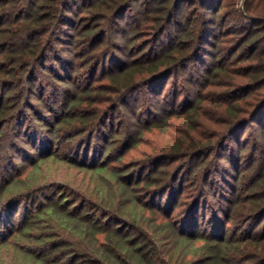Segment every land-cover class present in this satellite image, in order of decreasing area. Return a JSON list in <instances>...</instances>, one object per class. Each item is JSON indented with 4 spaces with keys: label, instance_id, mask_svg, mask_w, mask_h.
I'll return each mask as SVG.
<instances>
[{
    "label": "rangeland",
    "instance_id": "1",
    "mask_svg": "<svg viewBox=\"0 0 264 264\" xmlns=\"http://www.w3.org/2000/svg\"><path fill=\"white\" fill-rule=\"evenodd\" d=\"M74 1L42 60L34 112L19 107L0 125V257L12 259L0 264H20L21 249L39 255L52 247L49 257L69 260L80 247L65 230L51 242L38 241L44 224L35 223L30 239L17 233L53 191L73 209L85 200L101 208L91 192L101 179L89 169L99 161L126 170L123 180L156 209L150 216L225 238L224 264L264 263V204L247 200L264 196V111L228 131L264 99L253 80L264 58V0H180L178 7L167 0L180 16L170 24L155 0H137L112 22L89 17L103 0ZM80 24L98 27L80 34ZM184 26L193 33L182 42ZM52 151L56 159L48 158ZM39 156L47 157L38 178L44 191L5 190ZM93 213L104 224L111 218L102 208Z\"/></svg>",
    "mask_w": 264,
    "mask_h": 264
},
{
    "label": "trees",
    "instance_id": "2",
    "mask_svg": "<svg viewBox=\"0 0 264 264\" xmlns=\"http://www.w3.org/2000/svg\"><path fill=\"white\" fill-rule=\"evenodd\" d=\"M155 1L160 6V11H166L165 20H167V23L170 24L177 17L180 18L168 6L163 5L167 0ZM175 2L178 7L180 0H175ZM75 3L74 0H0L1 128L9 123L12 116L16 115L19 107L22 111L26 107L25 111L32 110L34 112L30 104L32 100L38 98L33 91V86L38 83L39 78L37 75L43 70L42 60L47 58L52 43L60 40L59 27L68 21L66 19L67 12L71 10ZM132 3H137V0H103L97 5L100 12L97 9V11L92 9L94 11L89 12V17L93 20L112 22L114 19L118 20L120 14L127 11ZM89 6H94V4ZM109 10L111 13H108ZM74 16L78 18V14L74 13ZM206 19L209 20V17L206 16ZM192 23L193 21H189L187 24L191 25ZM97 27L96 24H80L76 26V29L80 34H92ZM188 28V26L180 28V40L182 42L187 41L183 38H186L185 36L188 33H190L189 35L193 33ZM120 35L126 34L120 32ZM239 43H244V41ZM260 60L257 64L256 75H253V80L259 86H264V58ZM214 64L220 65L218 62ZM218 65H214L213 68L216 70L221 69V65ZM244 91L248 93L251 89H244ZM263 111L264 99L253 110V113L247 111V114L243 117L244 119L228 131L240 130L248 122L255 121V118ZM249 116H252L251 119H249ZM261 122L263 123L261 130L264 135V122ZM56 156L57 153L52 151L48 158L54 157L56 159ZM44 159H47V157L39 156L35 159L32 170L23 179L6 182L4 185L5 190L13 192L17 189L23 190L26 187L36 186L29 192L38 194L39 191H44L45 185L41 184L40 179H38L43 166L42 160ZM89 169L101 179L99 183L92 187L91 192L98 197L99 204H102L101 208L104 210V216L111 217L108 223L104 224L96 217V213H93L94 210H101L98 207L100 205H97V203L93 205L89 200H85L86 206L83 205L79 209H73V203L68 201L67 196H64L61 191H53L49 194L50 198L47 201L44 200L38 205L34 213L29 216L28 221L19 228L17 234L21 235L23 239H30L36 226L35 223L38 226L44 224L45 228L48 229L43 231L44 236H40L38 241L51 242L56 236V230L63 229L78 238L80 248L77 251L73 249L74 251L71 252L69 260L65 263L62 257H60L61 261L49 257L51 252L56 250L55 247H52L48 254L39 255L21 249L17 263L224 264L225 250L228 244L225 238L210 237L200 233H187L171 217L167 216L165 220L159 221L156 216H150L148 212L156 211V209H151L152 206L148 207V203L142 201L135 190L129 187V183L123 180L126 170L110 168L103 161L97 162ZM239 170L237 171L236 180L240 177L238 175ZM263 175L256 182L261 180ZM150 178H153V176ZM140 183L139 180L135 184ZM49 192L50 190L45 193ZM251 194H249L247 200L254 201L255 204L256 202H263L264 204L263 195ZM112 214L113 216H111ZM124 224L125 227H123ZM5 243L0 242V246ZM1 261L6 260H1L0 257Z\"/></svg>",
    "mask_w": 264,
    "mask_h": 264
}]
</instances>
